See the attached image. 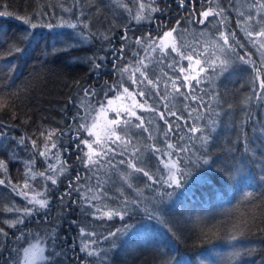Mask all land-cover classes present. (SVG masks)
I'll return each mask as SVG.
<instances>
[{
    "label": "trees",
    "instance_id": "1",
    "mask_svg": "<svg viewBox=\"0 0 264 264\" xmlns=\"http://www.w3.org/2000/svg\"><path fill=\"white\" fill-rule=\"evenodd\" d=\"M256 2L194 0L190 4L185 0L182 8L178 0H156L154 7L159 11L145 12L148 18L137 22L133 17L139 10L138 0H0V12L8 13L0 15V97L7 105L0 111L4 122L0 131L5 133L0 136V160L7 167V171L0 169V179L5 181L0 185V228L8 233L0 235L7 249L0 250V264H20L25 247L35 242L45 249L46 258L38 264H264V99L255 97L256 68L264 65V49L258 50L259 45L252 43L256 37L250 39L245 31H258L256 21L264 18V10L253 7ZM209 8L225 9L224 25L214 15L204 24L197 23L200 13ZM38 12L45 15L34 16L33 22L53 27L33 29L16 18ZM248 16L253 19L245 25ZM62 18L77 27L60 26ZM173 27L177 28L173 34L177 46L185 55L203 53L199 58L207 71L193 93L199 98L196 102L184 100L171 87L177 77V85H183L179 69H187L189 61L171 47L164 52L147 47L153 40L159 44L163 33ZM219 31L235 33L234 51L219 50L223 43L218 40ZM125 32L127 41L120 39ZM137 38L145 43L136 44ZM16 47L23 51L16 52ZM217 56L228 60L225 69L207 62ZM90 57L102 66L94 68ZM141 59L147 65L141 70L158 87L147 81L132 83L131 74ZM124 67L129 71L121 72ZM259 76L264 79V71ZM135 79H142L139 72ZM125 87L130 93L144 91L135 100L165 112L174 132L164 136L167 125L157 113L135 108L148 131L136 128L139 121L132 117L131 125L117 129L131 143L125 148L108 142L115 151H109L99 165H87L89 150L81 141L91 142L95 136L79 125L91 126L100 104L124 96ZM85 88L94 95L85 97ZM180 92L187 95L188 89L181 86ZM81 100L92 107L87 121L73 119L85 112ZM122 100L132 103L125 96ZM193 108L197 111L189 116ZM168 109L183 119L167 115ZM108 113L109 119L115 118V112ZM120 118H125L123 113ZM185 121L187 126L195 123L204 129L211 137L208 143L201 141V133H188ZM48 130H56V135L48 143L50 151L41 156L46 142L41 132ZM166 143L188 150L176 152L167 149ZM204 155L209 157L208 164L201 159ZM129 160L153 179L128 167ZM172 161H179V183L170 186L164 182L168 177L164 165ZM61 164L65 170L56 173L55 185L38 174L49 165L59 169ZM26 179L31 190L23 189ZM22 190L28 192L27 198L19 194ZM42 191L49 207L25 215L23 209L33 207L28 200ZM66 192L71 195L61 200ZM93 195L100 198L92 200ZM89 201L102 212L119 211L123 219L96 213ZM17 217L23 223L15 227L5 223ZM242 221L250 225L244 231L237 228ZM81 227L97 235L81 237ZM117 229L116 236L104 239ZM92 239L97 240L92 247L100 250L99 257L79 251L82 240Z\"/></svg>",
    "mask_w": 264,
    "mask_h": 264
},
{
    "label": "snow or ice",
    "instance_id": "2",
    "mask_svg": "<svg viewBox=\"0 0 264 264\" xmlns=\"http://www.w3.org/2000/svg\"><path fill=\"white\" fill-rule=\"evenodd\" d=\"M156 3V0H151V3H144L143 0H138V4H139V10L137 11L136 15L133 17V19H135L137 22H140L141 20L147 19L148 17L144 15L145 12H155V11H159V9L157 7H154ZM179 3V7H184L185 6V0H178ZM189 3H194V0H189ZM63 7V6H61ZM125 7H127L125 5ZM254 8H258L261 10H264V3L259 2V0H257L256 3L253 4ZM64 11H70L67 8L63 9ZM225 13V9L224 8H220L218 11L215 9H207L204 10L200 13V16L202 17V19H199L197 21V23L199 24H204L208 17L210 16H216L219 18L218 23L220 25H224L226 22V17L224 16ZM8 13H4V12H0V15H6ZM43 16L45 15V13L42 12H38V13H33V15H25V16H17V19L22 20V22L24 24L30 25L31 28L35 29L38 26H46V27H53L52 24H46V25H41L37 22H33V18L34 16ZM81 15H83V13H81ZM241 16H243L244 14L241 13ZM257 15H260V13H257ZM253 19L252 16H248L246 18L245 21H243V23L245 25L248 24L249 21H251ZM81 24H83L84 28H88V24L84 21H80ZM179 21H177V25H179ZM241 22L238 21V25ZM256 23L258 25H260L259 30L255 31V33L253 31H249L247 30V28L245 29V31L247 32V36L252 39L253 36L256 37V39H252V43L253 44H258L259 48L258 50L264 49V18L257 20ZM68 26L70 28H76L77 24L76 23H68L66 20H63V18L61 19V25L60 26ZM177 32V28L173 27L171 30L164 32L163 33V37L164 38H172L170 42H166L165 39H161L159 44H156L155 40H153L151 43H149L147 45L148 48H150L152 51H156V48L159 47L161 52H164L166 48L171 47V51L172 52H176L182 59H186L189 61V65L188 68L185 69L184 67H181L179 69V71L184 74L183 75V85H177L176 80L180 79V77H177L176 79L171 80V87H172V91L173 93H177L180 94L184 100H188L189 98H191V100L193 102H196L199 98L197 96H195L193 93L195 91L196 85H199L201 82V74L205 73L207 70L205 69V67L203 66V64L205 63V61H202L199 57L201 55H203V53H195V54H188L185 55L183 51L180 50V48L177 46V42H176V38L173 36L174 33ZM93 35H95V33H93ZM235 33L232 32H227L226 31H219L218 34V40L222 41V44H219V50L221 52H225V50H227L228 52H232L235 50L236 44L232 42V40L234 39ZM104 39H109L108 36H104ZM121 40L127 41L129 39V37L127 36V33L125 32L124 35H122L120 37ZM136 44H143L145 43L143 38H137L135 40ZM238 43V42H237ZM240 47H242L243 45H239ZM16 52H22L23 49L16 47L15 48ZM120 54H121V58H122V54H123V46L120 48ZM115 55V53H114ZM195 57V58H194ZM241 60H244V57L241 56L239 57ZM90 61L93 62V66L96 69H99L102 65L100 63H95V59L94 57H90L88 58ZM99 59L103 60L104 57H99ZM210 65H215V66H219L222 70L226 68L227 64H228V60L227 59H222L221 57L217 56L215 57V59L211 60V61H207ZM218 62V64H217ZM246 62H251V61H246ZM254 64V62H251ZM193 65H195V67H193ZM115 66V64H114ZM141 66H143L144 68L147 67L146 64H144V60L141 59L139 61H137V66L135 68V72H133L131 74V78H132V83L133 84H143L144 81H147V84L151 85L152 87H158L157 82L153 81L152 79H149L147 74L141 70ZM169 67H171V65H169ZM198 69V70H197ZM189 70H191V72H194L195 74H191V72H189ZM215 70V68H213V71ZM121 72H128L129 68L128 67H124L122 69H120ZM261 71H264V65H262L260 68H256V72H257V80L259 81L258 83V90L255 91V97L256 99H264V79H260L259 73ZM139 72L140 77L142 79L137 80L135 79V73ZM188 73V74H185ZM192 81H195V85H193ZM79 83V82H77ZM183 86L186 89H188V94L185 95L184 93L180 92V87ZM84 96L85 97H89L94 95V92L91 91L88 88H85L84 90ZM123 94L124 96L131 100L132 103L128 106H118L113 108V100L109 99L107 101V105H104L103 103L100 104V112L105 114V123L103 125V134L101 135L99 132H94L93 130L97 128L98 126V117H92V124L91 126H88L86 123H80L79 127L84 129L85 131L88 132L89 136H95V139H93L91 142H89L88 140H82L81 143L85 144L88 148V152L85 153V156L87 157V165H99L101 163V160L103 159L104 156H106L108 154L109 151H115V149L111 148L109 146L108 142H111L112 144H116L119 143L121 146H124L126 148L127 144H130L131 141L126 139V136L121 135L117 132L118 128H121V125H123L124 127H127L129 125L132 124V117H135V119L137 121H139V123L135 124L136 128H144V120L142 117L137 115V112L135 111V108H140L141 110H146V111H152L155 112L159 115V118L161 120L164 121L165 125H167V131L164 132V136H168L170 133L174 132V127H173V123L170 122L168 119H166L165 117V112H158L156 108L152 107V106H148L147 108L145 107V103H140L139 101L135 100V96L139 95L141 97H143L145 95L144 91H139L137 93H130L128 88H123ZM119 98V95L118 97ZM4 100L3 97H0V111H2L5 107H7L6 104L2 103V101ZM81 106L85 109V112L83 115H81L79 112L77 113L76 117H73V119H77V117L81 120V121H87L89 119V117L91 116V111H92V107L89 103H87L84 100H81ZM167 107V106H166ZM188 107V106H186ZM111 110L113 112H115V118L112 119H108L107 118V111ZM197 111V109H191L188 112V115L191 116L192 112ZM124 114V119H121V114ZM167 115L169 116H173L176 117L177 120L183 119V117L178 116L177 113L175 111H172L171 109H168L167 111ZM149 123H151V121H149ZM4 122L2 120H0V128L3 127ZM185 124L187 126V121H185ZM180 125L176 124L175 125V131H180ZM69 131H71V126L69 125ZM144 131H148L147 128H144ZM187 132L191 133L192 135H195L196 133H201L200 135V139L204 144H207L208 141L211 139V137L209 135H206L204 133V129H202L201 127L197 126L195 123H193L191 126H187ZM64 133L61 131L60 135H63ZM5 135V133L3 131H0V136ZM42 136H46V142L44 145L45 151H41L39 154L41 156H46L47 152L50 151V148L48 146V143L52 141V137L54 135H56V130H48L47 134H45V132H41ZM180 139L183 140L184 137L180 136ZM21 143H23V138H21L20 140ZM33 147L36 146V142L33 141ZM93 145H96V148L93 147ZM56 147V143L52 142L51 143V148H55ZM77 147H79V145H77ZM166 147L167 149L176 151V152H185L188 149L185 147H178L177 145H174L172 143H166ZM99 149V151L97 150ZM136 152L139 151V149L135 150ZM156 152H159L160 149L159 148H155ZM135 155V152L133 153ZM121 155H123V152L121 153ZM166 155H168L169 157L172 156V152H168L166 153ZM201 159H203V163L204 164H208L209 163V157L207 155H204L201 157ZM110 163V161H109ZM120 163H124V161H120ZM128 167L132 168L134 171L136 172H143V174L145 176H147L149 178V180H152L153 177L147 172L144 171L143 168H139L136 166L135 163L132 162V160H129L128 162ZM178 164L179 161H172L170 163H166L164 166L165 168L168 169V177L167 180H165V183H168L170 186L171 184L175 183L178 184L179 181L176 179V173L179 171L178 168ZM86 165V166H87ZM0 169L7 171V167H6V163L3 160H0ZM64 165L61 164L60 168L57 169L56 167H54L53 165H49L48 169H46V172H51L52 175H47L46 176V172H40L38 173L40 176L45 177L47 180H50L51 183L53 185H55L57 183V179H56V173L60 172L62 173L64 171ZM29 172H31V169L28 170ZM27 175V173H26ZM35 173H33L32 178H35ZM77 179H79V177H77ZM5 184V181L3 179H0V185ZM18 187V186H17ZM69 188H72V184L69 183L68 185ZM23 189H28L31 190V187L29 185L28 180L26 179L24 184H23ZM46 189V186H45ZM14 191L16 190V188L14 187L13 189ZM89 191H91V189H89ZM102 191V189H101ZM19 194L24 195L26 198L28 196V192L27 191H21ZM71 193L70 192H66L63 195H61L60 199L63 200L65 196H70ZM249 196H251V193H248ZM100 197L98 195H93L92 196V200H96L99 199ZM28 203L31 204L33 207L32 208H24L23 212L25 215H31L34 212H38L40 209H47L49 207V200L47 198V195L45 194L44 191L42 192H37L31 199L28 200ZM89 204L91 207H96L95 205H91V201H89ZM104 207H107L106 205ZM10 211L12 209H9ZM17 211H19V209H17ZM102 212V208L100 207H96V213H101ZM102 215L107 217L108 219H112L113 216H120L121 219H123V216L121 215V213L119 211H115V210H108V211H103ZM5 223L8 224L9 227H15L17 224L19 223H23V219L22 217H17L15 220H9L6 221ZM73 223H76V221H73ZM248 227H250V225L248 224V221H242L237 228L240 231H244L245 229H247ZM120 231V229H117L116 232H109L108 236L104 237V239H108L110 237H114L116 236V234ZM262 231H264V229H262ZM79 234L81 237L84 236H88V237H94L97 234L95 232H86L85 228L81 227L79 229ZM0 235L7 237L8 233L5 231L4 228H0ZM54 238V237H53ZM235 238V237H234ZM97 240L92 239V240H88V241H81V247L79 249V251L81 253H86V255L88 257H99L100 256V250H97L95 248L92 247V245L96 244ZM0 250H4L6 251V247L3 245V243H0ZM46 257H44V248L40 247L39 245H31L29 248H25L24 249V264H36V261L38 259H45ZM101 259H103V257H101ZM5 264H8V262L6 261ZM83 264V262H82Z\"/></svg>",
    "mask_w": 264,
    "mask_h": 264
},
{
    "label": "rangeland",
    "instance_id": "3",
    "mask_svg": "<svg viewBox=\"0 0 264 264\" xmlns=\"http://www.w3.org/2000/svg\"><path fill=\"white\" fill-rule=\"evenodd\" d=\"M163 39H165L166 42H170L172 38L169 37V38H163ZM123 98H124V96H122L121 98L119 97V98L114 99L112 107L115 108V107H118V106H128L129 104L124 102L122 100ZM108 111H107L106 115H107V118L109 119ZM97 117H98V126L93 131L94 132H99L102 135L103 134V125L105 123V114L101 113L99 111ZM31 245H39L40 247H42L39 242H35V243H31L30 245L26 246L25 248H29ZM42 248H44V247H42ZM44 257H45V249H44ZM42 260H44V259H38L36 261V264L40 263ZM20 264H24V251H23V256H22V260H21Z\"/></svg>",
    "mask_w": 264,
    "mask_h": 264
}]
</instances>
